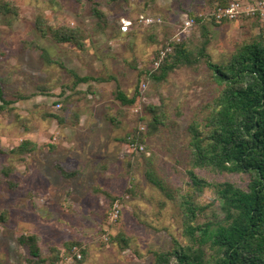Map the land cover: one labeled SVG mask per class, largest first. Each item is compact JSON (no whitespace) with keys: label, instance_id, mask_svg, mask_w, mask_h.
Here are the masks:
<instances>
[{"label":"rangeland","instance_id":"obj_1","mask_svg":"<svg viewBox=\"0 0 264 264\" xmlns=\"http://www.w3.org/2000/svg\"><path fill=\"white\" fill-rule=\"evenodd\" d=\"M3 3L15 14H0V80L13 102L0 114V216L6 218L0 221V264H28L18 238L30 235L37 237L45 261L40 264H52L55 251L58 264H153L154 251L169 250L173 237L182 239V226L175 203L146 180V159L172 191L186 189L187 127L205 116L216 85L204 64L180 67L161 84L145 72L156 69L171 37L201 45L204 26L207 54L225 64L241 45L264 36V28L249 18L213 23L215 0ZM95 5L103 21L95 17ZM187 19L194 23L185 30ZM38 20L45 22L44 34ZM124 21L131 23L127 33L121 31ZM48 28L77 32L81 46L57 43ZM73 73L98 81L75 85ZM117 86L130 97L138 89L139 101L122 107L114 98ZM162 102L167 127L148 136L147 107ZM134 130L145 136L143 144L122 141ZM24 140L36 149L16 152ZM56 164L77 175L63 178ZM209 180L244 185L238 176ZM105 194L118 201L111 204ZM213 198L205 191L198 202ZM121 235L129 239L127 247L116 242ZM71 243L79 246L68 249Z\"/></svg>","mask_w":264,"mask_h":264},{"label":"trees","instance_id":"obj_2","mask_svg":"<svg viewBox=\"0 0 264 264\" xmlns=\"http://www.w3.org/2000/svg\"><path fill=\"white\" fill-rule=\"evenodd\" d=\"M227 2L215 0V6L224 7ZM93 13L98 20H104V13L96 5ZM0 14L15 12L10 4L3 3L0 4ZM193 18L198 25L202 24V18ZM211 21L217 24L229 22H218L214 18ZM37 23V29L44 34L45 22L38 20ZM202 27L204 42L201 45H190L183 40L176 42L171 37L163 46V50L171 49V52H167L156 69L145 72L149 80L161 84L180 67L193 69L204 64L216 85V95L207 104L205 116L191 120L187 127L189 160L185 171L186 189L172 191L156 175L151 161L146 159V180L175 203L181 214L182 226V239L173 237L169 250L154 251L153 264H264V36L241 45L227 63L216 64L207 54L208 32ZM48 30L57 43L81 46L77 32L71 29ZM72 76L75 85L98 81L75 73ZM140 96L138 89L130 97L119 86L114 93L115 100L122 107L135 105ZM11 105L13 102L6 99L0 80V114L9 110ZM147 112L152 116L148 123V136L167 127L168 114L163 102L159 106H148ZM144 139L140 131L134 130L122 141L134 145L137 142L143 144ZM36 147L31 141L24 140L15 151L31 153ZM55 168L65 179L77 175V172H68L59 164ZM2 174L9 177L6 171ZM219 175L238 176L244 185L236 181L209 180ZM205 191H210L214 197L209 204L198 202ZM105 195L111 204L118 201L110 194ZM0 221L6 222L5 216H0ZM116 242L127 247L129 239L121 235ZM18 243L28 251V264L45 262L40 256L35 235L21 236ZM72 245L79 246L71 243L67 248ZM82 255H86L84 251ZM59 262V252L55 251L51 263Z\"/></svg>","mask_w":264,"mask_h":264},{"label":"built area","instance_id":"obj_3","mask_svg":"<svg viewBox=\"0 0 264 264\" xmlns=\"http://www.w3.org/2000/svg\"><path fill=\"white\" fill-rule=\"evenodd\" d=\"M213 18L220 21H236L241 18L257 19L264 28V0H253L251 3H246L244 0H228L226 6H215L212 14ZM152 19H145L144 23H152ZM194 21L187 19L184 23V29H188L193 25ZM131 26L130 22L124 21L121 26V31L127 33ZM178 39V38H177ZM171 52V49L162 51L159 54L158 60L155 62L157 68L160 62L165 58L166 54ZM117 217V212L114 218ZM75 251V248H74Z\"/></svg>","mask_w":264,"mask_h":264},{"label":"crops","instance_id":"obj_4","mask_svg":"<svg viewBox=\"0 0 264 264\" xmlns=\"http://www.w3.org/2000/svg\"><path fill=\"white\" fill-rule=\"evenodd\" d=\"M246 3H251L253 0H244Z\"/></svg>","mask_w":264,"mask_h":264}]
</instances>
